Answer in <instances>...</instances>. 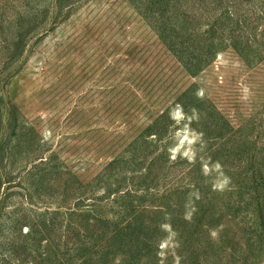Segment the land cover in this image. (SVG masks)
I'll return each mask as SVG.
<instances>
[{"label": "rangeland", "instance_id": "374dc122", "mask_svg": "<svg viewBox=\"0 0 264 264\" xmlns=\"http://www.w3.org/2000/svg\"><path fill=\"white\" fill-rule=\"evenodd\" d=\"M0 264H264V0H0Z\"/></svg>", "mask_w": 264, "mask_h": 264}]
</instances>
